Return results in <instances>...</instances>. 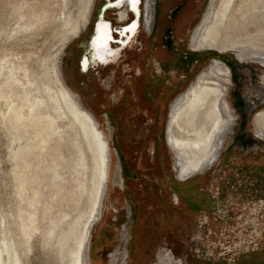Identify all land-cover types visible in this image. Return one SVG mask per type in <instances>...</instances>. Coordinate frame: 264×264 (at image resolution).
Wrapping results in <instances>:
<instances>
[{
    "label": "rangeland",
    "instance_id": "rangeland-1",
    "mask_svg": "<svg viewBox=\"0 0 264 264\" xmlns=\"http://www.w3.org/2000/svg\"><path fill=\"white\" fill-rule=\"evenodd\" d=\"M210 1L192 6L196 26ZM102 4L0 0V264H76L102 175L107 192L86 244L88 264H264V138L253 123L264 112V66L239 63L233 51L264 48V0H234L224 17L218 11L211 25L218 50L191 51L202 57L193 72L179 69L150 86L147 4L121 61L80 74ZM213 60L229 69L225 98L235 125L214 163L181 179L168 148L169 110ZM61 79L100 139L70 113ZM191 116L187 130L202 143L211 121Z\"/></svg>",
    "mask_w": 264,
    "mask_h": 264
},
{
    "label": "bare ground",
    "instance_id": "bare-ground-1",
    "mask_svg": "<svg viewBox=\"0 0 264 264\" xmlns=\"http://www.w3.org/2000/svg\"><path fill=\"white\" fill-rule=\"evenodd\" d=\"M233 1L234 0L211 1L202 16L201 22L192 32L190 40L191 51L218 50L215 42L216 39L211 28L212 21L213 18L216 17L218 11L224 17L231 9ZM94 4L95 0H90L91 9L94 8ZM220 7L221 9L219 10ZM148 13L146 12L144 21H150L151 14L149 17ZM150 26L152 28L151 24ZM146 29L148 31L147 27ZM233 51L239 63L259 62L264 66V48L254 45L239 46L237 48L235 47ZM227 74H229V69L223 63L217 60L211 61L171 106L167 142L169 149L175 156V163L181 179H187L191 175L204 173L206 168L210 167L217 159L224 138L232 131L236 117L233 111H231L232 109L226 103L225 79ZM61 80L62 86L67 90H65L66 93L64 92L65 98L70 99L74 104V107H69V111L71 110L70 113L75 116L78 112L82 120L75 119L83 128L87 126L88 128L90 127V130L100 139L98 137L99 135L96 129L97 123L94 117L85 111L80 103V99L71 93L65 86L63 79ZM191 114H195L196 116L204 114L205 120L211 121V127L208 128L209 131L206 132L202 143L194 136V131L187 130L186 126L188 124L186 120L192 118ZM255 127L257 128V134L263 139L264 112H261L255 117ZM98 143H100L99 140ZM100 154L103 157V167L109 171L111 156L102 145H100ZM106 192L107 180L106 177L102 175V178L95 185L94 196L90 201V213L86 223V229L84 234L82 233L83 236L79 242L77 252L74 254L76 264H88L86 244L88 243L91 229L101 219Z\"/></svg>",
    "mask_w": 264,
    "mask_h": 264
},
{
    "label": "flooded vegetation",
    "instance_id": "flooded-vegetation-1",
    "mask_svg": "<svg viewBox=\"0 0 264 264\" xmlns=\"http://www.w3.org/2000/svg\"><path fill=\"white\" fill-rule=\"evenodd\" d=\"M204 1L207 0H153V3L149 0L147 3L145 0H135V3L133 0H103L97 18L91 26V34L87 40L85 52L78 61L77 67L80 74L89 75L94 69H109L121 61L123 53L133 47V42L139 36L146 4V12H149V17L150 14L153 13V15L150 21H144L145 29L148 28V31L145 30V33L148 34L146 49L148 53L145 58L151 59L153 72L151 75L147 74L144 82L149 86L155 82L164 84L169 81L170 73H175L179 69L185 73L193 72L194 66L199 62V59L194 58L202 57L201 54L192 53L190 49L191 35L197 22V16H194L195 14L193 15L191 10L192 6H198ZM151 4L153 8L150 7ZM108 12L114 13V20L106 19ZM157 58L168 59L158 61ZM155 62L159 66V75L154 71ZM151 65L149 64V68ZM141 76L142 74L139 78ZM136 79L138 80V76ZM149 88L147 87V91ZM123 97L118 105L121 104ZM253 123H255V119ZM175 191V197L182 196L176 189ZM177 203H179V199Z\"/></svg>",
    "mask_w": 264,
    "mask_h": 264
},
{
    "label": "water",
    "instance_id": "water-1",
    "mask_svg": "<svg viewBox=\"0 0 264 264\" xmlns=\"http://www.w3.org/2000/svg\"><path fill=\"white\" fill-rule=\"evenodd\" d=\"M235 60L238 62L237 58L235 57Z\"/></svg>",
    "mask_w": 264,
    "mask_h": 264
},
{
    "label": "snow or ice",
    "instance_id": "snow-or-ice-1",
    "mask_svg": "<svg viewBox=\"0 0 264 264\" xmlns=\"http://www.w3.org/2000/svg\"><path fill=\"white\" fill-rule=\"evenodd\" d=\"M133 3H135V0H133Z\"/></svg>",
    "mask_w": 264,
    "mask_h": 264
},
{
    "label": "trees",
    "instance_id": "trees-1",
    "mask_svg": "<svg viewBox=\"0 0 264 264\" xmlns=\"http://www.w3.org/2000/svg\"><path fill=\"white\" fill-rule=\"evenodd\" d=\"M230 102V101H229Z\"/></svg>",
    "mask_w": 264,
    "mask_h": 264
}]
</instances>
